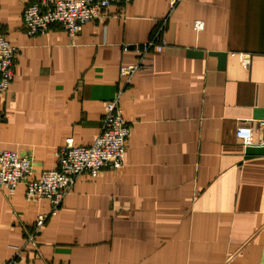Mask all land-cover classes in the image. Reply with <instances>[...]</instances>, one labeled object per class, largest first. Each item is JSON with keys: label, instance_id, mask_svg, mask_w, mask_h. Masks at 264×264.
I'll return each instance as SVG.
<instances>
[{"label": "crops", "instance_id": "0c3cea01", "mask_svg": "<svg viewBox=\"0 0 264 264\" xmlns=\"http://www.w3.org/2000/svg\"><path fill=\"white\" fill-rule=\"evenodd\" d=\"M33 1L0 0V35L18 50L0 151L28 156L38 179L67 138L92 145L118 93L130 136L123 167L82 175L34 244L25 234L49 202L0 187V264H264V147L237 135L264 119V0H178L172 11L134 0L74 38L59 25L28 36ZM164 18V49L125 86L120 70Z\"/></svg>", "mask_w": 264, "mask_h": 264}, {"label": "built area", "instance_id": "2783aa9c", "mask_svg": "<svg viewBox=\"0 0 264 264\" xmlns=\"http://www.w3.org/2000/svg\"><path fill=\"white\" fill-rule=\"evenodd\" d=\"M132 1L134 0H34L23 9V30L28 36H34L46 33L50 26L59 25L70 38H74L84 24L99 19L111 5L123 6ZM177 1L170 0V11ZM167 19L160 22L150 41L138 47L137 63L120 70V76L125 78V86L136 71L147 66L144 64L146 56L164 49L163 33ZM203 28V22H193L194 31L200 32ZM17 56V48L0 35V94L8 90L14 78ZM119 105L120 93L105 104L100 131L92 145L77 147L72 138H67L55 153V169L43 171L38 179H30L32 163L28 156L0 151V187L13 195L15 188L24 184L27 202H49L48 213L39 214L31 231L25 234V244H34L36 235L44 229L49 218L60 210L64 198L70 194L82 175L96 178L103 170L117 171L123 167L130 127L124 121ZM253 123L255 129L246 124L240 125L237 135L244 147H264V119ZM254 134L257 140H254ZM3 264L19 263L13 258Z\"/></svg>", "mask_w": 264, "mask_h": 264}]
</instances>
